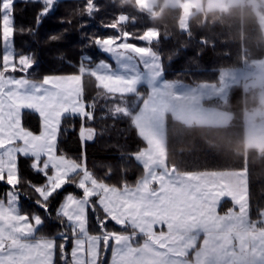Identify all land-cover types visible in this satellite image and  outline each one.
I'll list each match as a JSON object with an SVG mask.
<instances>
[{"label": "trees", "instance_id": "obj_1", "mask_svg": "<svg viewBox=\"0 0 264 264\" xmlns=\"http://www.w3.org/2000/svg\"><path fill=\"white\" fill-rule=\"evenodd\" d=\"M12 18L15 65L19 68L24 57L33 63L15 75L35 82L53 76L82 78L85 115L62 117L57 154L83 167L97 182L117 189L136 187L146 174L136 155L148 143L134 117L148 97V88L139 86L137 93L144 99L136 104L133 94L115 93L100 85L94 70L103 61L114 65V60L98 48V41L125 40L149 48L159 57L166 80L191 85L219 84L221 70L238 69L245 62L264 58V30L248 0L224 10L197 11L187 30L181 27L182 7L163 5L162 0L153 11L140 8L136 0H56L50 8L42 0H14ZM151 30L157 32V38L144 39ZM259 104L253 89L247 91L237 84L229 89L227 107L232 119L227 124L187 125L170 112L164 118L169 168L178 173L247 171L250 223L260 222L264 211V147L247 145L245 112ZM23 125L39 133L40 115L24 110ZM84 129L93 130L95 137L83 142ZM33 162L30 156L18 159L15 190L20 195V210L31 220L35 216L42 220L35 238L54 241L53 264H73L77 237L59 209L68 195H84L78 186L83 170L43 199L38 187L46 185L47 176ZM10 188L0 180V200L7 198ZM98 200L93 196L87 207V232L101 240L97 264H110L114 241L109 235L129 234L138 240L144 236L133 227L118 225ZM232 206L226 200L220 211ZM106 239H110L109 245Z\"/></svg>", "mask_w": 264, "mask_h": 264}, {"label": "rangeland", "instance_id": "obj_2", "mask_svg": "<svg viewBox=\"0 0 264 264\" xmlns=\"http://www.w3.org/2000/svg\"><path fill=\"white\" fill-rule=\"evenodd\" d=\"M42 1L50 8L56 0ZM13 2L14 0H0V180L11 187L7 198L0 200V264H17V261L19 264H53L54 241L35 238L42 220L39 216L31 220L20 210L21 199L15 190L19 181L18 154L37 156L33 166L36 170L43 171L48 180L45 186L38 187L43 199H48L57 190H61L67 185L71 175L83 170L80 165L57 154L62 117L85 112L82 79L79 76L68 78L53 76L34 82L15 75L17 70L22 71L33 63L24 57L19 68L15 65ZM152 2L153 0H143L140 6L149 10ZM248 2L253 4L264 30V1ZM188 24L187 16H184L182 28L187 30ZM156 38L157 32L154 30L149 31L144 37L149 41ZM110 40L112 42L100 40L97 43L98 48L112 57L116 63L112 68L111 63L103 61L94 70L100 84H103V78L112 75L114 83L103 84L112 92L128 95L134 94L140 85L148 88V98L134 117L139 133L149 144L148 149L136 155L137 160L146 168L145 176L138 183V190H143V207L140 206L139 210L134 211L126 207L125 204H130L128 193L124 194L117 188L97 182L87 172L78 185L84 195L82 197L68 195L59 213L67 218L77 237L72 250L73 264H97L101 240L100 237L96 238L87 232V207L94 194H99L102 200L114 205L110 206L113 208L110 210L117 212V216L127 222L119 225L130 226L132 223L143 231L144 238L141 240L132 239L129 234L109 235L120 237L113 240L111 264H120L121 261L125 264H157L159 255L172 258V247L162 245L159 238L155 237L157 230L163 226L166 215L170 216L167 219L173 218L175 221L173 213H176V210L180 215H186L189 208L192 209L194 206L198 208L197 204L194 205L193 198L183 194L193 185L195 181L193 177L198 174L178 173L176 170L172 173V168L167 165L163 113L173 111L175 117L187 125H211L207 123L209 119L206 117L209 114L214 115L210 121L218 122V115L227 116L230 110L225 107L227 104L225 102L229 99V89L233 85L242 84L247 91L253 89L260 101L259 106L248 110L251 112L246 116L247 142L254 145V142L258 141L261 148L264 147V58L245 62L238 69L221 70L219 84L191 85L166 80L159 57L149 48H138L125 40L120 42ZM136 58L141 60V67L135 62ZM215 97L217 102L221 103L217 109L215 102L207 106L203 103L204 100ZM141 98L143 96H140ZM183 108L187 109L183 111ZM24 110H32L40 115L39 133L23 125ZM223 122L218 125L230 121L226 117ZM17 134L21 141L18 145L6 142V139L14 140V135ZM83 140H87L85 136ZM40 156H47V159L42 160ZM107 187L116 191V194L112 195L105 191ZM240 214L243 217V211ZM167 222L169 224L168 220ZM86 233L96 239L87 240V236L84 237ZM105 242L109 245L110 239H106Z\"/></svg>", "mask_w": 264, "mask_h": 264}, {"label": "crops", "instance_id": "obj_3", "mask_svg": "<svg viewBox=\"0 0 264 264\" xmlns=\"http://www.w3.org/2000/svg\"><path fill=\"white\" fill-rule=\"evenodd\" d=\"M142 1L143 0H136L137 5L140 8L144 9L143 7L140 6ZM159 1L160 0H153L150 9L147 11H153L154 7L158 4ZM244 1L246 0H162L163 5H177L182 7L183 9L182 21L184 20V16H187L188 23L190 17L197 11H209L215 9L224 10L229 8L230 6L241 4ZM123 18L122 20H125V17ZM182 21H181V27H182ZM105 41L112 42L110 39H107ZM138 48H143V47H138ZM135 62L140 64L141 67V60L139 58H136ZM115 65L116 63L114 61V65L112 64V68H114ZM68 77H72V76H67V78ZM79 77L81 78V76ZM102 81L103 84L112 85L114 83V77L111 75L106 78H103ZM103 84L100 85L104 86ZM138 88L136 89L133 95L139 101H142L144 97L140 99V96L142 95L141 92L137 93ZM212 102L216 103L217 105L216 109L221 104L217 102L216 97L203 101V103L206 106ZM225 103L228 102L226 101ZM226 106L227 104L225 105V107ZM187 107L190 108V106ZM185 109L187 108H183V111H185ZM84 110H85V106H84ZM250 112L251 111H247L245 113V120H246V116ZM166 113L169 112L163 113L164 118ZM170 113H172L173 115L175 114V112L173 111ZM84 114L85 112L84 113L78 112V114H72V115L83 116ZM214 117H215L214 115L209 114L206 117L207 119H209L207 123H210L211 125H218V123L222 124L224 123L223 121L225 120L226 117L228 121H230V119L232 118V114L231 112L228 111L227 116L218 115L219 118L218 122H211L210 119ZM164 125H165V120H164ZM83 136H85L87 140H92L95 134L90 129L87 130L84 129L81 133L82 140H83ZM6 142L18 145L21 142L19 140V134H17V136L14 135V140L10 141L6 139ZM83 142L85 141L83 140ZM246 142H247V134H246ZM254 143H255L254 145H249L247 142V145L261 147V144H259L258 141ZM148 148H149V144L146 149ZM165 151H166V134H165ZM18 155L19 158L21 154ZM22 156H30L34 158V161L37 158V156H33L30 154L22 155ZM39 158L43 160L44 158L47 159V156H40ZM41 164L42 163L40 162V165ZM87 172L88 171L83 169L82 177H85ZM197 174L198 175L193 177L195 180L193 185L190 186L187 189V191H185L183 194H186L188 198H193V203L194 205L197 204L198 208H195V206L192 209L189 208L187 210L186 215H180L176 210V213H173L175 217V221L173 218H172L173 220L167 219L170 216L167 217L166 215V218L162 223L163 226L157 230V232L155 233V237L159 238V242L162 245L166 244L172 247V258H170V256L164 258L163 256L159 255L157 256L156 263L157 264H264V211L260 222L250 223L248 219L249 217H248L247 171L244 170V171L201 172ZM88 185L92 186L91 183H88ZM117 190L124 194L128 193V198H130V204L129 205L125 204L126 207L128 206L133 211L139 210L141 208L140 206L143 207V190L141 191L138 190V185L134 188H124ZM105 191L111 193L112 195L116 194L115 193L116 191H113V189H109V187H107ZM129 195H131V197H129ZM94 196H98L99 205L103 208V210L109 215V217L112 220H114L118 225L123 224L124 222L127 224L126 221L120 219L117 216V212H113V210L112 211L110 210L113 209L111 207L114 206L112 203L109 204V201L102 200L101 198L102 196H100L99 194H94ZM226 200L230 201L233 206L232 208H228L226 211L221 212L220 211L221 204ZM241 211H243V217L240 214ZM112 212L114 214H112ZM167 220L169 221V224ZM129 225L134 227V229H136L138 235L143 236V231H141L137 226H135L136 224L131 223ZM85 236H87L86 237L87 240L88 239L91 240L92 238H95V237H90L89 235H87V233L86 235H84V237ZM129 237L130 236H128V238ZM116 238H120V237L112 236V239L114 241L116 240ZM38 240H42V238ZM17 264H19L18 261ZM120 264H125V263L121 261Z\"/></svg>", "mask_w": 264, "mask_h": 264}, {"label": "water", "instance_id": "obj_4", "mask_svg": "<svg viewBox=\"0 0 264 264\" xmlns=\"http://www.w3.org/2000/svg\"><path fill=\"white\" fill-rule=\"evenodd\" d=\"M136 100H137L136 101V104H138L139 103V100L137 98H136ZM171 171L174 173L175 172V168H172Z\"/></svg>", "mask_w": 264, "mask_h": 264}]
</instances>
